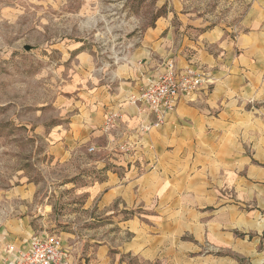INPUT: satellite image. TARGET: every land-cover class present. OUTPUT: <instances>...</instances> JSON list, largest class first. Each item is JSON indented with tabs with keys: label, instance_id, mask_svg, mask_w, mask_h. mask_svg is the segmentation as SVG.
Returning <instances> with one entry per match:
<instances>
[{
	"label": "crops",
	"instance_id": "obj_1",
	"mask_svg": "<svg viewBox=\"0 0 264 264\" xmlns=\"http://www.w3.org/2000/svg\"><path fill=\"white\" fill-rule=\"evenodd\" d=\"M189 1L156 0L163 11L107 69L77 65L48 148L94 154L87 192L102 219L71 243L59 235L70 264H264V0H229L235 25ZM169 60L200 65L206 82L138 132L151 118L134 100ZM45 233L25 216L0 222V264Z\"/></svg>",
	"mask_w": 264,
	"mask_h": 264
},
{
	"label": "rangeland",
	"instance_id": "obj_2",
	"mask_svg": "<svg viewBox=\"0 0 264 264\" xmlns=\"http://www.w3.org/2000/svg\"><path fill=\"white\" fill-rule=\"evenodd\" d=\"M197 1L237 23L240 6L190 0L186 8ZM155 2L0 0V222L29 217L35 232L63 234L68 243L70 234L98 227L102 218L87 192L94 154L78 149L60 159L49 151L47 135L69 114L63 109L84 56L90 76L94 67L107 69L153 25L163 11Z\"/></svg>",
	"mask_w": 264,
	"mask_h": 264
},
{
	"label": "built area",
	"instance_id": "obj_3",
	"mask_svg": "<svg viewBox=\"0 0 264 264\" xmlns=\"http://www.w3.org/2000/svg\"><path fill=\"white\" fill-rule=\"evenodd\" d=\"M205 73L200 65L191 63L179 67L173 60L164 64V71L140 89L138 109L151 121L141 122L138 132L148 131L152 126L163 124L181 95L192 94L201 89ZM110 121V118L107 119ZM132 143H123L120 149L130 154ZM89 150H93L90 147ZM4 264H70L69 251L61 238L54 233L33 235L22 247L9 244L6 247Z\"/></svg>",
	"mask_w": 264,
	"mask_h": 264
},
{
	"label": "water",
	"instance_id": "obj_4",
	"mask_svg": "<svg viewBox=\"0 0 264 264\" xmlns=\"http://www.w3.org/2000/svg\"><path fill=\"white\" fill-rule=\"evenodd\" d=\"M24 49L28 50L29 49V45H24Z\"/></svg>",
	"mask_w": 264,
	"mask_h": 264
}]
</instances>
